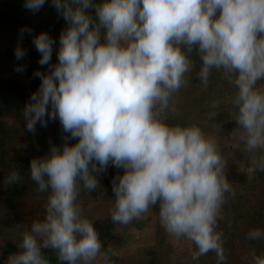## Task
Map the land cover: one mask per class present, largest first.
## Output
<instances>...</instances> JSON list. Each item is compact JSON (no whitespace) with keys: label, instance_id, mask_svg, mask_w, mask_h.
<instances>
[{"label":"clouds","instance_id":"1","mask_svg":"<svg viewBox=\"0 0 264 264\" xmlns=\"http://www.w3.org/2000/svg\"><path fill=\"white\" fill-rule=\"evenodd\" d=\"M45 0H25L33 12ZM67 22L61 32L58 62L51 64L55 41L47 32L33 37L38 89L23 109L28 132L39 122L60 121L68 134L59 146L30 162V177L39 192H49L45 217L34 221L8 264H49L42 249H52L65 264H90L100 257L110 264L111 250L76 203L79 186H100L97 176L109 164L122 170L113 177V223L126 225L159 204L165 229L186 237L200 255L217 254L226 264L218 217L232 189L226 160L216 141L196 125L169 126L163 113L171 95L188 81L195 51L206 89L211 69H223L238 88L233 100L240 140L248 151L264 146V0H52ZM94 8L95 17L86 9ZM15 58L22 60L20 46ZM25 66H18L23 72ZM232 77H235L232 80ZM212 115H215L214 113ZM47 117V119H46ZM78 138V139H77ZM70 139H77L70 145ZM257 166L264 170V161ZM12 171L6 184L18 182ZM264 238L254 229L249 240ZM114 254V253H111ZM254 264L264 256L253 251Z\"/></svg>","mask_w":264,"mask_h":264},{"label":"rangeland","instance_id":"2","mask_svg":"<svg viewBox=\"0 0 264 264\" xmlns=\"http://www.w3.org/2000/svg\"><path fill=\"white\" fill-rule=\"evenodd\" d=\"M24 5L25 0H0V17L8 23L9 27L8 32L0 36V81L7 83L14 99L13 107L0 112V137L4 139L2 149L11 156L31 160L43 157L52 145H61L63 137L68 134L63 132L58 118L48 119L47 127H42L38 122L34 133L26 129L23 109L30 95L38 89L41 83L40 78L33 74L37 70L42 72L49 70L48 65L41 66L38 63L41 54L36 51L33 37L41 32L49 34L45 22L47 20L56 22L61 14L53 6L52 0H45V4L36 12L27 9ZM25 27L32 29L31 34L24 33L20 44L27 54L22 60H17L14 52L20 38V30ZM58 49L59 43H54L52 65L58 62ZM190 59L194 67L185 75L188 83L186 86L182 85L171 95L169 106L162 114L164 122L169 126H198L206 136L216 141L218 150L226 160V176H232L234 169H238L244 172L243 179L248 183L260 181L261 177L256 175L255 168L258 169V162L264 161V146L248 151L245 143L239 138V132L243 129L239 128L236 123L238 108L233 105L238 88L230 81L223 69L213 68L208 87L204 89L199 79L202 62L200 58H197L195 51ZM18 66H25V70L17 72ZM234 79L235 77H232V80ZM257 88L264 91V80L257 82ZM15 105L16 108H14ZM213 113L215 115H212ZM77 139H70L68 143L74 145ZM120 172L122 170L114 168L113 177ZM229 182L236 184V180ZM98 189V187L95 189L96 193ZM86 191L84 200H91L92 205L97 207L90 206L95 209L87 210V213L91 215L97 213L99 208L104 211L107 205H115L112 196L102 200L101 194H96L92 195L95 199H90L88 195L91 191ZM34 193L35 191L31 192V194ZM261 196L264 197V192ZM78 199H81L79 194ZM98 204H102V208L98 207ZM222 222H225V218L223 214H220L218 227ZM120 229L122 242L111 251L114 254L110 253V264H143L149 248L157 251L159 264H187L189 258L190 260L192 257V260L196 258L195 253L198 249L191 240L170 234L162 225L159 204L150 206L146 213L130 223L120 224ZM78 264H83V262H78ZM90 264H103V260L98 257Z\"/></svg>","mask_w":264,"mask_h":264},{"label":"trees","instance_id":"3","mask_svg":"<svg viewBox=\"0 0 264 264\" xmlns=\"http://www.w3.org/2000/svg\"><path fill=\"white\" fill-rule=\"evenodd\" d=\"M96 2L99 3L100 0ZM86 12L95 17L94 8L86 9ZM60 16L56 22L49 20L45 22V27L55 43H59L60 34L67 27V22L62 15ZM8 30V23L0 17V36ZM197 58L199 59L198 55ZM12 95L7 83L0 81V112L13 107ZM3 146L4 139L0 137V264H8V257L21 251L19 245L22 242L23 233L30 230L34 221L44 219L49 192H39L38 185L31 180L29 169L31 160L13 157L2 149ZM114 168L109 164L107 170L97 176V179H100V187L98 186V193L96 190L91 191L88 195L90 199H95L92 195L101 194L102 200L112 196L115 202L112 192ZM237 170L234 169L232 176H226L229 181L236 180V184L229 182L232 192L225 194L226 202L220 213L223 214L225 222L221 225L219 223L220 226L216 228V231L223 233L222 247L226 264H254L253 251L257 256H264V238L249 240L247 234L254 229L264 232V197L261 196L264 192V170L255 168L256 175L261 177V180L252 184L243 179L244 172ZM12 171H18L20 179L8 185L6 180ZM86 190L83 183L79 182V196L82 200L77 198L76 203L82 210V216L90 220L98 232L102 242L101 251H113L122 242L120 224L113 223L111 219L114 205H107L104 211L99 208L94 215L87 213V210H95L94 208L97 207L92 205L91 200H84ZM33 191L35 193L31 194ZM97 206L102 208L103 205ZM42 252L49 264H65L58 259L57 253L52 249H42ZM209 253L200 255L197 250L196 258L192 260V257V261L189 258L187 264H218L217 254ZM143 264H159L157 251L153 248L147 249Z\"/></svg>","mask_w":264,"mask_h":264}]
</instances>
